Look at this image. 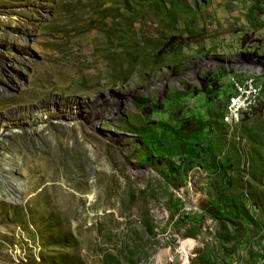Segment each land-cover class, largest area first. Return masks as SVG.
<instances>
[{"label":"rangeland","instance_id":"374dc122","mask_svg":"<svg viewBox=\"0 0 264 264\" xmlns=\"http://www.w3.org/2000/svg\"><path fill=\"white\" fill-rule=\"evenodd\" d=\"M0 133V264H264V0H0Z\"/></svg>","mask_w":264,"mask_h":264},{"label":"built area","instance_id":"2783aa9c","mask_svg":"<svg viewBox=\"0 0 264 264\" xmlns=\"http://www.w3.org/2000/svg\"><path fill=\"white\" fill-rule=\"evenodd\" d=\"M229 92H237V100H231L223 113L230 123H237L238 109H245V105L250 102V93H262V86L251 75H244L230 80Z\"/></svg>","mask_w":264,"mask_h":264},{"label":"bare ground","instance_id":"6f19581e","mask_svg":"<svg viewBox=\"0 0 264 264\" xmlns=\"http://www.w3.org/2000/svg\"><path fill=\"white\" fill-rule=\"evenodd\" d=\"M260 97H261V93H250L249 94V101L250 102L245 105V109H238V115H243V114H245V112L249 113L254 108H257L258 106H260V104H261L260 103ZM231 100H237V92H233L232 93V95L230 97V100H229V105H230ZM39 107H42V106H38L37 107V110L38 111L40 110ZM3 123H5L8 126L10 122L8 120L3 119ZM4 126L5 125H3V127H2V133H4V131H5ZM2 133H0V135H2ZM193 245H194L193 243H187V244L186 243H183V245H182V251L184 252V254L186 256L185 258L188 257V253L193 248ZM163 261H164V259H160V262H163Z\"/></svg>","mask_w":264,"mask_h":264},{"label":"trees","instance_id":"16d2710c","mask_svg":"<svg viewBox=\"0 0 264 264\" xmlns=\"http://www.w3.org/2000/svg\"><path fill=\"white\" fill-rule=\"evenodd\" d=\"M221 75H217L216 80L213 82L212 85L210 86H205L206 82H203L204 85V89L203 91L206 93L207 97L210 98L211 95L219 90V85L217 82V79L220 77ZM135 100L140 104H146L148 102H153L152 106L155 108H160V105L156 104V100H150L147 96H134Z\"/></svg>","mask_w":264,"mask_h":264},{"label":"water","instance_id":"95a60500","mask_svg":"<svg viewBox=\"0 0 264 264\" xmlns=\"http://www.w3.org/2000/svg\"><path fill=\"white\" fill-rule=\"evenodd\" d=\"M242 57H243V63L245 64V67L249 70V71H252V72H257L258 71V67H257V64H261L260 62H256L258 60V57L255 56L253 59H249V57L247 56V54L243 53L242 54ZM240 67H238L239 69ZM196 76L197 78L200 80V77H199V73L198 71H196ZM174 77H179V75H174ZM132 92H129L130 96H132L131 94ZM135 94H139L138 92H134ZM122 96V94L120 95ZM150 103V102H148Z\"/></svg>","mask_w":264,"mask_h":264},{"label":"crops","instance_id":"0c3cea01","mask_svg":"<svg viewBox=\"0 0 264 264\" xmlns=\"http://www.w3.org/2000/svg\"><path fill=\"white\" fill-rule=\"evenodd\" d=\"M229 93V92H228ZM228 93H227V96H228ZM207 98V97H206Z\"/></svg>","mask_w":264,"mask_h":264},{"label":"flooded vegetation","instance_id":"af4514ba","mask_svg":"<svg viewBox=\"0 0 264 264\" xmlns=\"http://www.w3.org/2000/svg\"><path fill=\"white\" fill-rule=\"evenodd\" d=\"M250 59H252V58H250Z\"/></svg>","mask_w":264,"mask_h":264}]
</instances>
